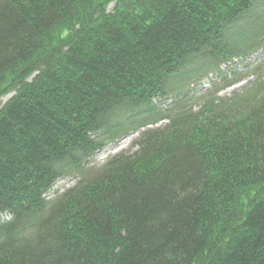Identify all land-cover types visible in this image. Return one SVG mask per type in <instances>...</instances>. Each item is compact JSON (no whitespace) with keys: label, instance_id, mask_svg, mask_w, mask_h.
Listing matches in <instances>:
<instances>
[{"label":"trees","instance_id":"trees-1","mask_svg":"<svg viewBox=\"0 0 264 264\" xmlns=\"http://www.w3.org/2000/svg\"><path fill=\"white\" fill-rule=\"evenodd\" d=\"M262 49L264 0H0V264H264L262 64L193 85Z\"/></svg>","mask_w":264,"mask_h":264},{"label":"rangeland","instance_id":"rangeland-1","mask_svg":"<svg viewBox=\"0 0 264 264\" xmlns=\"http://www.w3.org/2000/svg\"><path fill=\"white\" fill-rule=\"evenodd\" d=\"M112 7H113V5H111L109 8L111 9ZM246 61L256 62V63H259V64L262 63V66L264 68V51L263 52H259L257 54H254V55L248 57ZM255 79H256L255 76L251 75L246 80H241L240 82H238V83H236V84H234V85H232L230 87L225 88L223 91L220 92V96H222V97L223 96H231L234 91H240V90H242L244 87H246V85L248 84V82H252ZM10 96L11 95L6 96L4 98V101H6ZM137 137H138V134L136 132H134V133H131L130 135L124 137L123 139H121L120 142L116 146L114 144L113 145H110L108 147V149L106 150L107 152L104 154V157H102L103 156V153H100L97 156V158L95 159V161H94L96 163H92V164L101 165V164H103L108 159V157L113 156V155L117 154L118 152H124V151L129 150L130 147H131L132 142ZM135 149L136 148H134V150ZM89 166H91V163H90ZM72 176H74L73 178H75V180L66 181L65 182L66 187L68 185L69 186L73 185L74 184L73 181L76 182V180L79 179V175H77V174L72 175Z\"/></svg>","mask_w":264,"mask_h":264}]
</instances>
